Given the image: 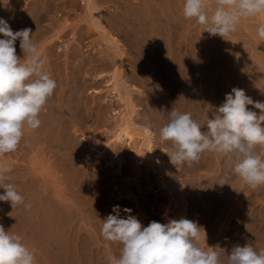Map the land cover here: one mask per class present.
I'll use <instances>...</instances> for the list:
<instances>
[{"label":"rangeland","instance_id":"obj_1","mask_svg":"<svg viewBox=\"0 0 264 264\" xmlns=\"http://www.w3.org/2000/svg\"><path fill=\"white\" fill-rule=\"evenodd\" d=\"M5 1L9 3V0ZM51 2H53L52 8L58 5L56 7V12L53 13L55 9H52L51 13L53 14L50 13V20L43 24L48 27L46 28L47 32L44 33V37L39 38V40L36 39L37 41L33 42L39 47L43 38L48 39V43L45 45L44 49L41 50V53L42 57L46 60L45 70L48 71L50 75L54 74L56 76L60 74L56 76L59 87L63 84L64 91L67 92L76 81V75L78 77L76 78L77 81L80 82L79 79L81 80L79 83L81 85L80 87L83 85V89L79 93V99L85 108L82 113L83 116H81L82 118L80 119L73 113L69 114L70 117L68 116V121H71L70 128H72L68 130V137L70 138L71 136L70 139L75 138L72 140H77L79 144V150L76 152L77 161L73 166L72 172L57 170L56 165L59 164L57 156L54 154L52 155L51 152H37L39 158V160L37 158V167H44L43 169L39 167L38 170L42 173L46 169V173L43 172V174L47 177L48 182L46 181L47 184H45L43 182L45 180H43L42 177L36 176L35 178V174H32V164L36 157V152L30 153L18 150L0 156V167L7 166V168L10 169V175H14L17 179L18 184L16 185L19 187L21 186V188H17L16 186L18 193L24 197V204L17 205L13 208L9 202L8 208H10L8 209L9 212H6V215L3 214L1 209L3 201H0V225L4 226L9 222L7 226L10 227L5 230L9 231L11 234H17V224L21 218L20 214L26 211L24 205L29 204L30 201V196L27 191L25 192V188L37 182L40 188L37 189L38 191L43 190L46 185L48 186L46 187L48 190L46 194L50 197L53 195L54 187L59 186L63 188L65 195L67 194L66 197L73 201L69 203V206L73 207L74 213L76 212V215L80 214V217L83 215L87 217L88 213L86 212L83 214L81 210L76 208V203L81 204L82 202H88L91 206L89 207L90 209L96 208L97 213L99 211V216L93 219L96 225L103 223V220L109 214H115L113 213V207L116 205L120 206L119 215L121 218H125L127 215L123 209H131V214L136 216L142 225L146 227V225L148 226L153 220L165 224L168 223L169 220L178 219L177 217L181 209L186 204L187 209L185 218L195 221L199 226H202L206 232V240L202 234L200 241L201 247L205 250H208V247L220 246L218 248L219 253L223 250H227L224 254L220 253L221 256H224L223 258L226 259L231 249L236 245L244 246L245 244H250L257 252L264 249V185L252 189L242 178L233 174L234 172H232V174H230L231 172L228 173L226 171V166L223 165L224 161L229 163V166L232 163L229 158L230 155L228 154L210 152L208 156L209 159L207 158L206 160L209 162L205 163L207 166L201 168V170H203H199V172L198 170L195 173L192 172L194 165L189 168L184 164L185 166H178L177 169L170 163L169 156L165 153L171 149V142L162 140L159 134L161 127L170 120L168 118H170L169 114L172 110L176 109L179 112L183 110L184 112V109H188V104H186L187 100L184 95V85L175 76H172V71L179 69L186 70L190 62L195 59L204 60L206 62L205 64H208L206 67L211 69L210 71L215 70L216 63L220 60H228L226 61L228 64L224 66V70L225 73H229V78L233 81L235 79L240 89L247 90L246 95L251 97L254 101L264 102V43H260L257 36L259 25L264 23V13L241 20L235 32L221 37L219 35H210L207 31H204V26L199 24L195 18L186 19L184 17L183 6L185 0H96V2H98V8L100 9V19L103 21L110 35L118 37L117 39L120 38L122 41L119 40L125 46V39L123 38L125 36H123L124 34L120 32V28H118L119 24L124 23V20H122L123 17L128 21V24L130 23L129 25L127 24V30L131 29V35H135L134 42L136 44L129 42L133 47L130 45L125 47L127 58L125 60L126 67L123 77L124 80L126 78V86L131 93L132 101L136 105L137 114H134L132 117L134 122L140 126L149 127L148 129L153 131L155 135V144H157V146L155 145L156 151L154 150V152H163L162 168L169 174L175 172L180 180V189L167 191L168 189L164 190L161 186L159 176L161 170L158 169L160 165L156 161L141 159V163L139 162L141 168L138 170L135 169V155L138 149L139 139L136 143L137 146L128 143L114 144L113 132H115L119 121V112L123 111L125 107L118 97L114 95L111 96L108 90L109 84L107 81L116 67L117 59L112 46L105 41L102 30L97 26L99 23L93 21L91 17L88 16V11L82 0H56V4L54 1ZM214 4L215 0H206V11L209 15H211ZM170 13H173V16ZM99 14L96 13V17H99ZM116 22H118V24ZM132 37L130 36L131 39H133ZM136 45L139 46L135 49ZM210 46L213 47L211 48ZM213 49L218 50L215 51ZM184 67L187 68L185 69ZM189 67L194 68V66L191 65ZM140 68L142 70H139ZM229 69H232L230 71L232 73L229 72ZM143 70L145 71L143 72ZM233 76H235L234 79ZM216 77H219V80L221 78L220 75ZM161 80H164V82H161ZM167 82L174 86L169 85ZM167 85L170 86V90ZM172 87H177V90L174 89L176 92H173V95L170 92ZM157 94L159 96H157ZM255 94L261 98L257 97L255 99ZM173 97L174 100L177 99L175 102H173ZM183 98L184 100H182ZM157 100L161 101V103ZM179 100L181 101V105ZM183 102L186 105H183ZM179 105L181 109H179ZM176 107L179 108L177 109ZM256 110L257 114H259L260 110ZM71 115L75 117H71ZM75 128L78 130L81 129L75 132ZM257 151L256 153L264 158V147L258 145ZM225 162L224 164L226 165ZM221 163L222 165H220ZM45 166H50L51 168ZM95 166L96 168L94 169ZM183 166L186 168L184 169ZM229 166L227 168H230ZM205 167L208 170L204 169ZM48 170L49 172H47ZM83 172L91 175L88 180L91 185H84L83 180H79L82 178L76 181L77 184L75 182L76 186L73 185L74 175H80ZM190 172L192 173L190 174ZM17 173L20 175H17ZM67 173H72L74 175L70 174L72 176H69ZM223 174L224 176H222ZM228 174L231 176L229 177ZM164 175L169 179V175L166 173ZM219 177L222 178L218 179ZM223 180L225 181L223 182ZM217 183L222 188L219 189L220 192L217 196L216 207L212 209V206L209 205V201H207V199L205 200L204 196L207 194V189L212 187L210 185ZM69 185L70 187H68ZM86 185L88 187H85ZM149 189H151L152 192ZM84 190L86 191L84 192ZM1 191L2 188H0V194H2ZM32 195L33 197L31 196V200L33 201L34 192ZM196 205L198 208L194 211ZM167 207L170 208L169 212L166 210ZM232 214L235 216H232ZM5 217L7 218L6 220ZM8 217L10 218L8 219ZM2 218L6 221H4V224ZM64 218L67 220L69 217L65 215ZM224 224L228 225L224 226ZM41 225L43 226H39L38 229L35 228L31 231H37L36 234L32 236L31 233H29L30 235L27 236L26 241H30L32 237H39L38 239L42 238V241L46 240L49 243L55 241V237L50 235L51 233L47 229V226L45 224ZM97 229L91 231L98 237L99 235L101 236V232ZM29 237L30 239H28ZM100 245L104 252L109 254L114 253L115 255L114 249L112 250L110 246L108 249H105V242L101 241ZM221 246H223V248H221ZM30 250L32 251V248H30ZM51 255L50 263L53 262L54 264V261H56V264H58V257L56 256V258H54L55 255Z\"/></svg>","mask_w":264,"mask_h":264},{"label":"clouds","instance_id":"obj_2","mask_svg":"<svg viewBox=\"0 0 264 264\" xmlns=\"http://www.w3.org/2000/svg\"><path fill=\"white\" fill-rule=\"evenodd\" d=\"M206 0H185L183 15L195 18L210 35L225 37L237 30L241 20L264 13V0H215L211 15L206 11ZM0 156L17 150L24 129L35 130L41 125L39 114L57 87L56 81L45 70L46 60L38 45L33 42L32 29L25 27L13 31L9 23L0 18ZM260 43H264V23L257 29ZM27 54L22 63L16 54L15 42ZM252 105L256 111L247 106ZM264 102L254 101L240 88L225 95L216 114L206 121L201 130L190 113L170 112V120L160 129V137L171 141L168 152L170 163L177 169L186 164L198 163L205 151L228 154L234 158L231 171L252 189L264 185V158L256 153L264 147ZM10 171L0 167V201L10 202L12 208L24 204V197L16 186L5 182ZM26 209L30 204L24 205ZM121 218L120 206L104 220L101 236L107 242H119L120 253L111 264H264V249L257 252L250 244L236 245L227 258L219 247H201L206 232L195 221L186 218L172 219L162 224L155 220L148 226L132 215L131 209ZM109 244H105V249ZM35 254L22 243V237L6 231L0 225V264H34Z\"/></svg>","mask_w":264,"mask_h":264},{"label":"bare ground","instance_id":"obj_3","mask_svg":"<svg viewBox=\"0 0 264 264\" xmlns=\"http://www.w3.org/2000/svg\"><path fill=\"white\" fill-rule=\"evenodd\" d=\"M51 1L56 0H9L3 1L0 0V18L5 19L11 29L15 32L17 30H21L25 27L32 29V38L33 41L39 40V38L44 37V33L47 32L46 28L47 26L43 25L46 21L50 20V15L56 12V7L52 8ZM62 1V0H61ZM83 4L85 5L86 10L88 11V16L91 17V19L95 22H98L99 29L102 30L103 37L105 41L112 46L113 51L115 52V57L117 59L116 67L112 74H110V77L108 78L107 83L109 84V93L110 95L117 96L120 102L124 105L125 109L121 112H119V121L117 123L116 129L114 135H113V141L115 145L118 144H125L128 143L130 145L137 143L138 139L140 140L138 143V149L135 155V169L138 170L140 167L139 162L141 163V159H144L146 161L154 160L156 161L160 167L158 169L161 170V173H159L160 176V183L164 190L172 191L173 189H180L181 183L179 178L177 177L176 173L169 174L162 168V161H163V152L156 153L155 150V135L152 130L140 126L133 120V115L137 114L136 111V105L132 101L131 93L128 90V87L126 86V78L124 80L123 75L125 74V60L127 58V51L126 46L130 45L129 42L135 43L134 36L131 35L130 30H127L128 21L123 17L122 20H124V23L119 24V31L122 32L125 36L122 37L125 39V46L122 44V40L120 41L117 39L118 37H114V35H110L108 30L103 24V21L100 19V9L98 8V2L96 0H82ZM81 2V3H82ZM100 2V1H99ZM58 3V2H57ZM73 3V2H72ZM79 3V2H78ZM56 4V2H55ZM76 4V2H75ZM172 4V3H171ZM54 5V4H53ZM81 6V5H80ZM52 9H55V11ZM61 9V8H60ZM176 9V8H175ZM124 10V9H123ZM58 11V10H57ZM59 12V11H58ZM51 13V14H50ZM96 13L99 14V17H96ZM127 14V13H123ZM171 14V13H170ZM173 14V13H172ZM171 14V15H172ZM57 15V14H56ZM126 16V15H125ZM173 16V15H172ZM170 17V16H169ZM173 21V20H172ZM46 22V23H47ZM118 24V22H116ZM128 24V25H127ZM106 25V24H105ZM143 25V24H142ZM52 26V25H51ZM130 28V27H129ZM117 29V28H116ZM138 30V29H137ZM50 31V29H49ZM132 31V30H131ZM187 31V30H186ZM61 32V31H60ZM130 33V35H129ZM254 33V32H253ZM59 34V33H58ZM194 34V33H193ZM206 34V33H205ZM140 35V34H139ZM255 35V34H254ZM130 36L133 38L131 39ZM217 36V35H216ZM142 37V36H141ZM4 38L2 34H0V39ZM137 38V37H136ZM146 38V37H145ZM203 38V37H202ZM204 39V38H203ZM206 39V38H205ZM47 38H43L41 41V45L38 47L39 50H43L45 45L48 43ZM212 40V39H211ZM142 41V40H141ZM148 41V40H147ZM188 41V40H187ZM58 42V41H57ZM208 42V41H207ZM245 42V41H244ZM145 43V42H144ZM152 43V42H151ZM184 43V42H183ZM209 43V42H208ZM218 43V42H217ZM136 44V43H135ZM138 44V43H137ZM141 44V43H140ZM220 44V42H219ZM148 45V44H147ZM146 45V46H147ZM172 45V44H171ZM205 45V44H204ZM216 45V44H215ZM223 45V44H222ZM133 47V45H130ZM129 46V47H130ZM139 45L135 46L138 47ZM176 46V45H175ZM218 46V45H216ZM215 46V47H216ZM16 47V54L18 57H20L22 63H27L28 56L27 54H24L23 51L20 49L19 46V40L15 42ZM211 48L213 46H210ZM214 47V48H215ZM220 47V46H219ZM218 47V48H219ZM54 48V47H53ZM176 48V47H175ZM209 48V47H208ZM217 48V47H216ZM138 49V48H137ZM148 49V48H147ZM220 49V48H219ZM261 49V48H260ZM146 50V49H145ZM177 50V49H176ZM175 50V51H176ZM186 50V49H185ZM192 50V49H190ZM218 50V49H213ZM243 50V49H242ZM184 51V50H183ZM214 51V52H215ZM220 51V50H219ZM223 51V50H222ZM59 52H60V46H59ZM191 52V51H190ZM198 52V51H197ZM210 52V51H209ZM212 52V50H211ZM72 53V52H71ZM74 53V52H73ZM58 54V53H57ZM188 54V53H187ZM195 54V53H194ZM193 54V55H194ZM199 54V52H198ZM51 55V54H50ZM59 55V54H58ZM69 55V54H68ZM152 55V53H151ZM218 55V54H217ZM224 55V54H223ZM76 56V55H75ZM201 56V55H200ZM68 57V56H67ZM110 57V56H109ZM217 57V56H216ZM200 58V57H199ZM203 58V57H202ZM219 58V55H218ZM222 58V57H221ZM210 60V59H209ZM193 61V60H192ZM191 61V62H192ZM216 61V60H215ZM228 61V60H226ZM226 61L220 60L216 63V67L214 71H210L211 69L207 68L205 64L206 62L204 60L195 59L192 63L190 62L191 66H194V68L189 67L185 69L186 70H174L172 71V76H175L182 84L184 85V95L186 97L188 104V111L184 109L185 113H190L192 118L201 125V130L206 131V121L208 118H212L214 114H216V109L222 104L224 101L225 95L227 93H230L233 88H239L238 82L234 79L235 76H233V80L229 78V73H225L224 66H227L228 63ZM113 62V61H112ZM209 62V61H208ZM140 64V63H139ZM142 64V63H141ZM147 64V63H146ZM251 64V63H250ZM186 65V64H185ZM143 66V65H142ZM54 67V66H53ZM174 67V66H173ZM176 67V66H175ZM143 68V67H141ZM139 70H142V69ZM55 69V68H54ZM144 69V68H143ZM75 70V69H74ZM232 70V69H231ZM229 69V72L231 71ZM145 70H143L144 72ZM228 71V70H227ZM53 72V71H52ZM111 72V71H110ZM251 72V71H250ZM232 73V72H230ZM161 74V73H160ZM236 74V73H235ZM60 75V74H58ZM56 75V76H58ZM170 75V74H169ZM221 76L220 80L216 76ZM56 76L54 74L51 75V78H53L56 81ZM79 76V75H78ZM163 76V74H162ZM223 76V77H222ZM75 77V76H74ZM168 77V76H167ZM61 78V77H60ZM76 78L77 75H76ZM75 78V82L72 84L70 89L66 92L64 91V86L59 87L58 83L56 81L57 87L54 90V93L51 97L48 98L46 104L43 106L42 111L39 114V119L41 120V125L35 129L31 130L28 129L27 126H25L24 129V136L22 137L19 146L16 151L21 150V152H36V157L32 164V174H35L36 176L42 177L45 184H47V177L44 176L43 172L46 171V169L41 173L39 171V167H37L38 162V153L37 152H51L52 155L54 154L57 156L59 161V164H57L56 168L57 170H64L72 172L73 166L76 163L77 154L79 150V144L77 140H72L75 138H70L68 130L72 129L70 128L71 121H68V116L70 113L75 114V116H78L79 119L82 118V113L84 112L85 108L83 104L81 103L79 99V93L82 91V87L79 84L80 82L77 81ZM171 78V77H170ZM101 79V78H100ZM128 79V78H127ZM161 79V78H160ZM166 79V78H165ZM62 80V79H61ZM170 80V79H169ZM219 80V81H218ZM231 80V81H228ZM60 81V80H59ZM161 82H164V80H161ZM173 82V81H171ZM176 82V81H174ZM178 82V81H177ZM221 82V83H220ZM166 83V82H165ZM168 83V82H167ZM82 84V83H81ZM98 84V83H97ZM161 84V83H160ZM169 84V83H168ZM178 84V83H177ZM60 85V84H59ZM86 85V84H85ZM171 85V84H169ZM168 86V85H167ZM166 86V87H167ZM171 86H174L173 84ZM177 86V85H175ZM131 87V86H130ZM165 87V88H166ZM170 86H168L169 88ZM180 87V86H179ZM86 88V87H85ZM135 88V87H134ZM138 88V87H137ZM167 88V89H168ZM177 88V87H176ZM175 87L171 89L172 95L173 92H176L174 89ZM182 89V88H181ZM180 89V90H181ZM74 90V91H73ZM166 90V89H164ZM163 90V91H164ZM170 90V88H169ZM174 90V91H173ZM177 90V89H176ZM179 90V89H178ZM72 91V92H71ZM245 93H247V90H245ZM169 92V93H170ZM178 92V91H177ZM182 92V91H181ZM168 93V94H169ZM179 93V92H178ZM183 93V92H182ZM65 94V95H64ZM177 94V93H175ZM165 95V94H164ZM170 95V94H169ZM179 95V94H178ZM157 96H159L157 94ZM156 96V97H157ZM177 96V95H176ZM175 96V98H176ZM109 97V96H108ZM134 97V96H133ZM255 99L259 97L257 94L254 95ZM101 98V97H100ZM166 98V97H165ZM182 98V97H180ZM179 98V99H180ZM261 98V97H259ZM135 99V97H134ZM159 99V98H157ZM177 100V99H176ZM173 97V102H175ZM184 100V98L182 99ZM159 101V100H157ZM172 101V100H171ZM257 101V100H255ZM161 103V101H159ZM180 105L181 101L179 100ZM178 102V103H179ZM185 102V101H184ZM183 102V105H186ZM169 103V101H168ZM85 104V103H84ZM166 104V102H165ZM175 104V103H174ZM162 105V104H161ZM179 105V107H180ZM182 105V109H183ZM160 106V105H159ZM163 106V105H162ZM172 106V105H171ZM178 106V105H177ZM138 107V106H137ZM178 107V108H179ZM250 110L256 111L257 110L252 106H247ZM170 108V107H169ZM177 108V107H176ZM177 108V109H178ZM187 108V107H186ZM181 109V107L179 108ZM176 110V109H175ZM127 111V112H126ZM183 110H181V113H184ZM91 113V112H90ZM167 114V113H166ZM169 114V113H168ZM100 115V114H99ZM170 115V114H169ZM73 115H71L72 117ZM73 116V117H75ZM70 117V116H69ZM158 117V116H157ZM85 118V117H84ZM83 118V119H84ZM163 118V117H162ZM70 119V118H69ZM72 119V118H71ZM78 119V118H77ZM170 119V118H168ZM87 120V119H86ZM143 120V119H142ZM78 121V120H77ZM80 122V121H79ZM169 122V121H168ZM78 123V122H77ZM81 123V122H80ZM83 123V122H82ZM163 124V123H162ZM78 125V124H77ZM73 127V126H72ZM81 127V125H80ZM81 129V128H80ZM79 129V130H80ZM77 128H75V132L79 131ZM77 134V133H76ZM86 134V133H85ZM83 139V138H82ZM112 139V138H111ZM110 140V139H109ZM171 142V141H170ZM137 146V145H136ZM130 147V146H129ZM259 148V147H258ZM15 151V152H16ZM156 151V150H155ZM255 151H257V147L255 148ZM20 152V151H19ZM258 152V151H257ZM118 153V152H117ZM210 154V151H205L199 160L198 163H194V169H192V172H196L198 170H201L204 166H207L208 163L206 160ZM116 155V154H115ZM119 155V154H118ZM42 156V155H41ZM44 156V155H43ZM47 156V155H46ZM224 157V156H223ZM119 158V157H118ZM225 158V157H224ZM230 161H232L231 165L229 166L227 162L226 165L223 162V165L226 166V171L230 174H232V167L234 166V158L230 155ZM42 159V158H41ZM50 159V158H49ZM116 159V158H115ZM209 159V158H208ZM39 160V158H38ZM46 160V159H45ZM44 160V161H45ZM43 161V162H44ZM228 161V160H226ZM41 163V162H40ZM55 163V162H54ZM154 163V162H153ZM214 163V162H213ZM218 163V162H217ZM220 163V161H219ZM10 164V163H9ZM44 164V163H43ZM52 164V161H51ZM41 165V164H40ZM222 165V163L220 164ZM86 166V165H85ZM155 166V165H154ZM185 166V165H184ZM183 166V167H184ZM230 168H227V167ZM7 167V166H6ZM10 167V166H9ZM15 167V166H14ZM47 167V166H45ZM50 167V166H48ZM47 167V168H48ZM55 167V166H54ZM212 167V166H211ZM210 167V168H211ZM217 167V166H216ZM222 167V166H221ZM12 168V167H11ZM43 169L42 167H40ZM51 168V167H50ZM96 166L94 167V169ZM133 168V167H132ZM186 167H184L185 169ZM188 168V167H187ZM190 168V167H189ZM223 168V167H222ZM16 169V168H15ZM175 169V168H174ZM204 169H207L206 167ZM225 169V168H224ZM12 170V169H11ZM50 170V169H49ZM49 170L47 172H49ZM55 170V169H54ZM86 170V169H85ZM118 170V169H117ZM189 170V169H188ZM203 170V169H202ZM201 170V171H202ZM208 170V169H207ZM17 171V170H16ZM21 171V170H20ZM23 171V170H22ZM84 171V170H83ZM87 171V170H86ZM91 171V170H90ZM157 171V170H156ZM184 171V170H183ZM222 171V170H221ZM224 171V170H223ZM15 172V171H12ZM78 172V171H77ZM190 172V174L192 173ZM46 173V172H45ZM92 173V172H91ZM169 175V179L165 177L164 174ZM224 173V172H223ZM14 174V173H12ZM19 173H17L18 175ZM29 174V173H28ZM51 174V173H50ZM49 174V175H50ZM69 176H72L74 174L67 173ZM72 174V175H70ZM139 174V173H138ZM222 174V173H221ZM235 174V173H233ZM20 175V174H19ZM25 175V174H24ZM30 175V174H29ZM56 175V174H55ZM135 175V173H134ZM226 175V174H225ZM229 175V174H228ZM91 175L85 174L84 172L80 175H74L73 185L76 186L77 180H83V184H90L88 181ZM201 176V175H200ZM220 176V175H219ZM224 176V174L222 175ZM231 175H229L230 177ZM233 176V175H232ZM24 177V176H23ZM33 177V176H32ZM94 177V176H93ZM20 178V177H19ZM73 178V177H72ZM222 177H219L220 179ZM31 179V178H30ZM39 179V178H38ZM54 179V178H52ZM57 179V178H56ZM128 179V178H127ZM24 180V179H23ZM33 180V179H32ZM78 180V181H79ZM226 180V179H225ZM223 180V182L225 181ZM234 180V179H233ZM22 181V180H21ZM47 181V182H46ZM57 181V180H56ZM70 181V180H69ZM72 181V179H71ZM187 181V180H186ZM196 181V180H195ZM5 182L11 183L15 186H17V179L13 175H10V171L5 174ZM19 182V181H18ZM51 182V181H50ZM76 182V184H75ZM216 182V181H215ZM20 183V182H19ZM29 183V182H28ZM31 183V182H30ZM42 183V182H41ZM52 183V182H51ZM70 183V182H69ZM82 183V182H81ZM131 183V182H130ZM197 183V181H196ZM200 183V182H199ZM203 183V182H202ZM23 184V183H22ZM201 184V183H200ZM223 184V183H220ZM57 185V184H56ZM62 185V184H61ZM129 185V183H128ZM210 185V184H208ZM45 186V185H44ZM201 186V185H200ZM203 186V185H202ZM212 187H209L207 189V194L205 197V200L209 201V205L212 206V209L216 207V200L217 196L220 192L219 189L220 185L214 184L210 185ZM19 186H17L18 188ZM41 187V186H40ZM46 187H48L46 185ZM43 188V190L38 191L39 185L37 182H34L32 185L28 186V188H25V192L27 191L30 196L29 204L31 205V208L26 209V211H23L22 214H20L21 218L19 220V223L17 224V235H20L22 237V243L26 245L27 247L32 248V251L35 254V261L34 264H49L51 261V254L58 257L57 262L58 264H111V260L113 257L118 256L120 253V250L122 248V245L119 242H107L103 239V237L99 238V236H95L94 233L91 230H96L97 228L101 232L102 224L96 225L93 222V219H96L99 213H97L96 208L90 209L91 207L89 203L82 202L81 204L76 203V208L81 210L83 214L86 212L88 213L87 217L76 215L73 211V207L69 206V203L73 202L72 199H68L65 195L64 189L60 188L59 186L54 187L53 189V195L50 197L48 194L47 188ZM63 187V186H62ZM70 187V185L68 186ZM79 187V186H78ZM77 187V188H78ZM85 187H88L87 185ZM161 187V188H162ZM194 187V186H193ZM21 188V186L19 187ZM42 188V187H41ZM200 188V187H199ZM203 188V187H202ZM40 189V188H39ZM51 189V188H50ZM75 189V188H74ZM37 190V191H36ZM77 190V189H76ZM87 190V189H86ZM84 190V192L86 191ZM151 190V189H149ZM5 191L4 188H2L1 193L3 194ZM83 191V190H82ZM34 192V199L31 200V196L33 197L32 193ZM127 192V191H126ZM152 192V190H151ZM181 192V191H180ZM183 192V191H182ZM205 192V191H204ZM78 193V192H77ZM159 194V193H157ZM182 194V193H180ZM25 195V194H23ZM204 195V194H203ZM172 196V195H171ZM75 197V196H74ZM182 197V196H181ZM27 199V198H26ZM184 199V197H183ZM204 199V198H203ZM204 200V201H205ZM81 201V200H79ZM90 201V200H89ZM179 201V200H178ZM206 201V202H207ZM77 202V201H76ZM196 203V202H195ZM194 204V203H193ZM197 204V203H196ZM1 205V204H0ZM8 205L9 202L3 201L2 203V211L3 214L6 215V212L8 211ZM11 205V204H10ZM198 205V204H197ZM192 206L194 207V211L198 208V206ZM204 205V204H203ZM207 205V203H206ZM189 207V206H188ZM175 209V208H174ZM178 209V208H177ZM187 205L181 209V212L178 219L185 218ZM25 210V208H24ZM99 210V209H98ZM168 212L170 211V208L167 207L166 209ZM180 210V209H179ZM200 210V209H198ZM226 210V209H225ZM228 210V209H227ZM78 211V210H77ZM103 211V210H102ZM205 211V210H204ZM9 212V211H8ZM105 212V210H104ZM204 213V212H203ZM206 213V212H205ZM218 213V212H217ZM1 214V213H0ZM195 214V213H194ZM197 214V213H196ZM200 214V213H199ZM229 214V213H228ZM10 215V214H9ZM67 215L69 218L65 220L64 216ZM101 215V214H100ZM230 215V214H229ZM234 214H232L233 216ZM146 216V215H144ZM235 216V215H234ZM17 217V216H16ZM147 217V216H146ZM194 217V216H193ZM200 217V216H199ZM203 217V216H202ZM220 217V216H219ZM4 218V217H3ZM2 218V219H3ZM10 217H8L9 219ZM198 218V216H197ZM222 218V217H221ZM225 218V217H224ZM1 219V220H2ZM7 218L5 217V220ZM13 219V218H12ZM168 219V218H167ZM176 219V218H175ZM177 219V220H178ZM3 219V224L4 221ZM17 220V219H16ZM169 220V219H168ZM214 220V219H213ZM221 220V219H220ZM13 221V220H11ZM101 221V220H100ZM219 221V220H218ZM6 222V221H5ZM9 222L4 225L5 229H8L7 226ZM11 223V222H10ZM147 223V222H146ZM226 223V222H225ZM14 224V223H13ZM16 224V223H15ZM41 224H45L47 226V229L50 231V235L55 237V241L53 243H49L46 240L38 239L39 237H30V241H26L27 236L31 235L33 236L36 234V232H31L35 228L38 229L39 226H43ZM148 224V223H147ZM227 226L228 224H224V226ZM147 226V225H146ZM219 226V224H218ZM7 227V228H6ZM15 227V226H14ZM89 227V228H88ZM88 228V229H87ZM14 229V228H13ZM44 229V228H43ZM41 229V230H43ZM97 229V230H98ZM16 230V229H14ZM7 231V230H6ZM44 231V230H43ZM42 231V232H43ZM47 231V230H45ZM98 231V232H99ZM39 232V231H38ZM215 232V231H214ZM38 234V233H37ZM46 235V234H45ZM241 235V234H240ZM36 236V235H35ZM40 236V233H39ZM49 236V234H48ZM238 237V236H237ZM46 238V237H45ZM235 238V236H234ZM233 238V240H234ZM239 238V237H238ZM248 238V237H247ZM251 238V237H250ZM218 239V238H217ZM245 239V238H244ZM248 240V239H247ZM105 242L109 244V246L114 249L115 255L109 254L104 252L101 249L100 243ZM219 241V240H218ZM227 241V240H226ZM251 241V240H250ZM256 241V240H255ZM228 242V241H227ZM231 242V241H230ZM246 243V242H245ZM230 244V243H229ZM244 244V243H243ZM214 246V245H213ZM255 246V245H254ZM217 247V246H216ZM220 247V246H218ZM29 248V249H30ZM223 248V246H221ZM228 248V247H227ZM231 249V248H229ZM105 250V249H104ZM111 250V251H112ZM218 250V249H217ZM227 250H223L220 253H225ZM118 255H117V254ZM224 257V256H223ZM53 260V259H52ZM56 264V261H54ZM53 264V262H51ZM50 263V264H51Z\"/></svg>","mask_w":264,"mask_h":264}]
</instances>
